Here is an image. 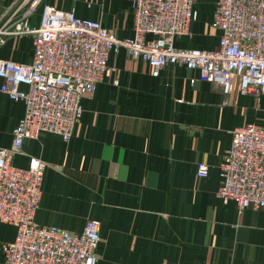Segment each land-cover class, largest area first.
Here are the masks:
<instances>
[{
	"label": "crops",
	"instance_id": "obj_1",
	"mask_svg": "<svg viewBox=\"0 0 264 264\" xmlns=\"http://www.w3.org/2000/svg\"><path fill=\"white\" fill-rule=\"evenodd\" d=\"M28 0H7L2 24ZM79 17L100 21L120 39L134 35L131 0H45ZM216 0H197L201 19L193 40L178 47L215 49L212 29ZM212 7L207 16L208 7ZM39 14L32 19L37 25ZM0 58L30 62V37H11ZM109 70L92 98L82 101L84 114L71 140L44 134L27 140L13 165L27 168L41 160L45 178L34 220L72 233L89 220L101 226L98 264H264V210L239 212L217 196L219 164L232 142V131L247 123L264 124V96L227 99L197 72L168 67L158 78L142 61L125 52L110 58ZM231 97V98H230ZM24 105L0 93V147L8 148ZM210 175L197 177V164ZM16 228L0 222L3 245Z\"/></svg>",
	"mask_w": 264,
	"mask_h": 264
},
{
	"label": "built area",
	"instance_id": "obj_2",
	"mask_svg": "<svg viewBox=\"0 0 264 264\" xmlns=\"http://www.w3.org/2000/svg\"><path fill=\"white\" fill-rule=\"evenodd\" d=\"M7 0H0V7ZM37 25L32 19L39 14ZM134 35L120 39L98 20L79 17L45 0H28L2 24L0 47L11 37H30L33 58H0V93L22 103L24 114L13 129L10 147H0V222L16 228L3 245L5 264H98L101 226L94 220L81 233L34 220L41 203L45 164L31 158L23 169L13 165L27 140L54 134L68 143L80 124L82 101L92 98L110 58L125 52L147 64L158 78L168 67L197 72L190 80L211 84L226 97L239 82L242 96H264V0H216L212 26L219 33L215 49L178 47L193 40L200 19L197 0H131ZM210 175L197 164V177ZM218 198L239 212L264 210V124L247 123L232 131V142L219 164Z\"/></svg>",
	"mask_w": 264,
	"mask_h": 264
},
{
	"label": "rangeland",
	"instance_id": "obj_3",
	"mask_svg": "<svg viewBox=\"0 0 264 264\" xmlns=\"http://www.w3.org/2000/svg\"><path fill=\"white\" fill-rule=\"evenodd\" d=\"M212 7H210V6L208 7V10L206 12V15L207 16L211 15ZM210 27L215 30V28L213 26L210 25ZM231 96H234V97H237L238 98V96H240V92L239 91H235ZM258 98H260V97H258Z\"/></svg>",
	"mask_w": 264,
	"mask_h": 264
}]
</instances>
